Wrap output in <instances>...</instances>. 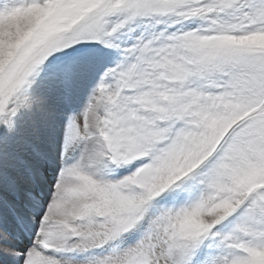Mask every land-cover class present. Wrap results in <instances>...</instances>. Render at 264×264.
Masks as SVG:
<instances>
[{
  "label": "snow or ice",
  "instance_id": "1",
  "mask_svg": "<svg viewBox=\"0 0 264 264\" xmlns=\"http://www.w3.org/2000/svg\"><path fill=\"white\" fill-rule=\"evenodd\" d=\"M0 264H264V0H0Z\"/></svg>",
  "mask_w": 264,
  "mask_h": 264
}]
</instances>
